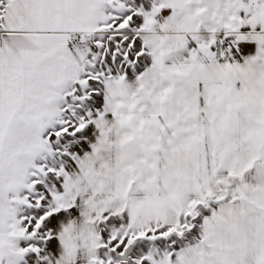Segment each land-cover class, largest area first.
<instances>
[{
	"label": "snow or ice",
	"instance_id": "obj_1",
	"mask_svg": "<svg viewBox=\"0 0 264 264\" xmlns=\"http://www.w3.org/2000/svg\"><path fill=\"white\" fill-rule=\"evenodd\" d=\"M0 264H264V0H0Z\"/></svg>",
	"mask_w": 264,
	"mask_h": 264
}]
</instances>
